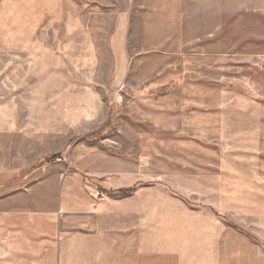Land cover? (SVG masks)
<instances>
[{
  "label": "rangeland",
  "instance_id": "obj_1",
  "mask_svg": "<svg viewBox=\"0 0 264 264\" xmlns=\"http://www.w3.org/2000/svg\"><path fill=\"white\" fill-rule=\"evenodd\" d=\"M0 214L55 223L0 264H264V0H0Z\"/></svg>",
  "mask_w": 264,
  "mask_h": 264
},
{
  "label": "crops",
  "instance_id": "obj_2",
  "mask_svg": "<svg viewBox=\"0 0 264 264\" xmlns=\"http://www.w3.org/2000/svg\"><path fill=\"white\" fill-rule=\"evenodd\" d=\"M53 215L54 214H0V243H2L1 245L3 246L2 248L0 247V250L6 251V259H12L14 251L25 252L34 249L45 250L44 246L48 241L46 239L48 234L45 235L47 227L53 229L55 226ZM83 220L84 218L81 214H77L74 218L72 217V221L77 222L76 225H80ZM30 227L34 228L32 234L27 232ZM14 233L17 234V238L12 242L11 235ZM5 262V264H10V261ZM51 264L53 263L51 262Z\"/></svg>",
  "mask_w": 264,
  "mask_h": 264
},
{
  "label": "trees",
  "instance_id": "obj_3",
  "mask_svg": "<svg viewBox=\"0 0 264 264\" xmlns=\"http://www.w3.org/2000/svg\"><path fill=\"white\" fill-rule=\"evenodd\" d=\"M173 89V86L171 83H168L166 85H163L162 87H159V88H156L154 90V95L155 96H163L167 93H169L170 91H172ZM57 159H59V156L57 154L49 157L46 159V162H54L56 161ZM100 192L107 196L108 198L110 199H122V198H125V197H128L129 195H131V189L129 188H125V187H121V188H117V189H105L104 187L102 188L100 186L99 188ZM236 230H238L239 232H242L241 229L239 228H235Z\"/></svg>",
  "mask_w": 264,
  "mask_h": 264
}]
</instances>
